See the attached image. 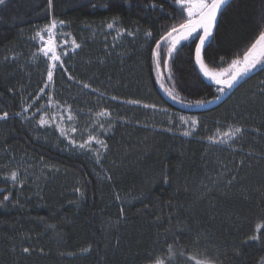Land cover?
I'll use <instances>...</instances> for the list:
<instances>
[{
  "label": "trees",
  "instance_id": "trees-1",
  "mask_svg": "<svg viewBox=\"0 0 264 264\" xmlns=\"http://www.w3.org/2000/svg\"><path fill=\"white\" fill-rule=\"evenodd\" d=\"M185 16L173 0H5L0 5V115L8 113L0 119V264H264V65L221 104L197 110L227 87L210 84L199 73L198 40L183 41L166 57L168 45L161 37ZM52 19L74 26L116 19L150 33V40L132 45L122 58L108 54L105 43L79 36L82 67L73 73L66 59L65 66L92 89L71 81L62 67L55 76L61 101L74 110L110 109L124 120L108 135L110 150L99 161L61 149L20 115L38 96L45 76L30 81L7 57L30 30ZM261 31L264 0H228L202 51L205 65L228 66ZM255 76L258 90L248 96L247 82ZM234 95L240 107L235 112L251 128L239 145L248 153L241 172L233 157L238 152L209 144L210 133L202 129L186 137L165 117L191 112L211 126L234 115L221 111ZM144 104L167 112L156 115V108ZM26 153L60 167L57 178L18 188L4 173ZM221 172L228 179L240 176L228 184Z\"/></svg>",
  "mask_w": 264,
  "mask_h": 264
},
{
  "label": "rangeland",
  "instance_id": "rangeland-1",
  "mask_svg": "<svg viewBox=\"0 0 264 264\" xmlns=\"http://www.w3.org/2000/svg\"><path fill=\"white\" fill-rule=\"evenodd\" d=\"M53 20L56 21V28L53 30L56 54L60 56V59L63 62L62 66L59 61L54 62L51 60V52L48 56L44 55V50L46 48L45 41L48 39V29ZM109 24H112L113 27L109 28ZM38 33L44 37L43 40L37 35ZM79 36L84 38L88 37L91 41L96 40L105 43L104 49L108 50V54L114 53L119 56V58L127 56L128 54L126 52L132 45H137L138 42H144L147 39L150 40L148 32L139 27H124L116 19L84 23L80 26H74L73 24L64 21L52 19L48 24L30 30V32L12 48L7 59L10 63L18 64V67L20 66L22 71L28 73L30 81H33L36 77L42 76V74L45 76L44 85L38 96L32 102L24 106L20 113L21 117L24 120H28L29 123L36 124L45 135H51L54 138L55 143L61 149L70 153L85 155L90 159L99 161L110 150L111 144L108 140V135L113 132L119 122L124 124L125 122L124 120L119 119L110 109H101L95 113H80L77 110H74L73 106L61 101L63 99V93L61 92L62 90L58 88L55 80V76L60 67L67 72L68 78L71 79V81L83 86L84 89H92V86L89 83L81 82L79 78L76 75H73L72 72H69L65 66L66 59V61L70 63L73 73L77 72L78 65L79 67H82L81 64H79L81 61L79 52L83 48V42L81 41L82 38ZM73 41L75 43H73ZM131 42L132 44H130ZM182 42L183 41L180 43ZM77 44L79 47L75 46ZM242 57L243 55L238 58ZM53 63L56 64L55 68L53 67ZM262 65H264V62L257 64V66L252 68L249 72L254 71ZM206 66L213 72H221L228 68V66L222 68ZM28 68H32V70L30 71ZM49 71L52 72L51 81L48 79ZM226 77L227 76L222 78ZM259 84L260 80L258 76L249 80L247 82L249 88L247 95L249 96L254 92L256 93ZM96 91L103 97H111L115 100L119 99L118 97L109 95L103 91ZM121 101L129 103L137 102L134 100L123 99H121ZM144 105L151 109L156 108L157 112H155V114L158 113L156 115H162V113L167 112L162 108L153 107V105ZM237 105L238 97L234 95L230 101L225 104L223 109H221V111L225 110L224 114L231 112L230 110H232L234 115L230 119L216 120L215 124L211 126H208L207 123L201 121L202 116L191 112H182L178 114L167 112L165 113V117H170V123L176 126L177 129H180L181 134L184 135L185 132H191V135H184L186 137H191L196 131L202 129L203 132L210 133L209 136L206 137V141L209 144L238 152L233 154V157L238 164L237 170L241 172V168L247 161L246 155H248V153L246 150L241 149L239 145L246 140L251 128L242 122V119L245 120L246 117L238 115L239 113L235 112L240 109ZM182 117L184 118L183 120L181 119ZM41 120L45 123L41 124ZM185 120H187L188 123H185ZM194 121L195 123H193ZM236 128H240L242 131L236 133L231 138L224 135L226 132H234ZM98 141H102L103 145L98 143ZM81 145H83V147H81ZM60 170V167L41 158H37L32 154L26 153L23 154L20 162L16 166L6 169L4 174L5 177L10 179L12 183L16 184L18 188H21L24 184L37 183L40 179L52 182L57 178ZM12 173H16L15 180L11 178ZM222 175L228 184L233 183L234 178L240 176V174H234L232 176L230 175L232 178L228 179L226 177V172L222 173ZM78 195H81L80 190L78 191Z\"/></svg>",
  "mask_w": 264,
  "mask_h": 264
},
{
  "label": "snow or ice",
  "instance_id": "snow-or-ice-1",
  "mask_svg": "<svg viewBox=\"0 0 264 264\" xmlns=\"http://www.w3.org/2000/svg\"><path fill=\"white\" fill-rule=\"evenodd\" d=\"M228 0H173L174 6L178 8L181 15L183 16L186 12V16L179 25H172L171 29L167 34L161 37V41L166 42L168 45V50L166 53L167 58H171L172 53L176 51V46L180 44L181 41H186L189 38H192L194 41L198 40L199 42L195 46V63L199 66V71L203 73L204 76L215 80L218 85H224L227 88L233 87L234 83L242 76L247 74L252 68H255L257 64L264 62V31H261L256 38V40L251 44V46L243 53L242 58H236L231 61V64L227 69L221 72L210 71L202 58V51L205 48L206 41L212 36L213 29L216 26L217 16L221 12L223 6L226 5ZM5 0H0V5H3ZM51 3V0H49ZM62 23V22H61ZM109 28H112L113 25L109 24ZM56 28V21L53 20L48 29V39L45 41V50L44 55L48 56L51 52V60L56 62L59 61L62 66V61L60 56L56 54V45L53 30ZM175 34V35H174ZM41 40L44 37L38 33L37 34ZM150 35V33H149ZM66 43V41H65ZM73 43H75L73 41ZM79 47V45H75ZM161 48V42H156V49ZM160 52H156V56L160 58ZM53 67H56V64L53 63ZM157 67L159 69V59L157 62ZM227 76V78H222ZM48 79L52 80V72H48ZM87 87V85H86ZM219 92L224 91V87L217 89ZM171 95V93H169ZM175 98V97H174ZM197 103H200L197 101ZM154 107V106H153ZM8 116L7 112H4L0 115V119H4ZM71 118V117H70ZM184 119L183 117L181 118ZM188 123L187 120L184 121ZM41 124L45 123L43 120L40 121ZM195 123V121L193 122ZM240 128H236L234 132H226L224 135L231 138L236 133L241 132ZM184 135H191V132H185ZM211 139V138H210ZM103 145L102 141H98ZM83 147V145H81ZM13 180L16 179V173L11 174ZM7 199V197H5ZM258 237H253L257 239ZM24 251H28L25 249ZM197 264H201L200 261H197Z\"/></svg>",
  "mask_w": 264,
  "mask_h": 264
},
{
  "label": "water",
  "instance_id": "water-1",
  "mask_svg": "<svg viewBox=\"0 0 264 264\" xmlns=\"http://www.w3.org/2000/svg\"><path fill=\"white\" fill-rule=\"evenodd\" d=\"M221 11H222V10H221ZM220 13H221V12H220ZM220 13H219L218 16H217V21H218V18H219ZM216 23H217V22H216ZM198 42H199V41H197V43H198ZM194 57H195V56H194ZM196 67H197V69H198V71H199V66L196 65ZM255 71H256V70L251 71V72H248L247 75H242V76H241V77H240V78L234 83L233 87H231V88H227V89H226L223 93H221L217 98H215V99H213V100H210V101H207V102H204V103L198 105V106L196 107V109L199 110V111H204V110L212 109V108L218 106V105L221 104L223 101H225V99L228 98V96L231 94L233 88H235V87H236L241 81H243L246 77L252 75ZM199 73H200L201 76L205 79V81H207L208 83L213 84V85H218V84L215 82V80L210 79V78L204 76L203 73H202L201 71H199ZM226 78H227V77H226Z\"/></svg>",
  "mask_w": 264,
  "mask_h": 264
}]
</instances>
